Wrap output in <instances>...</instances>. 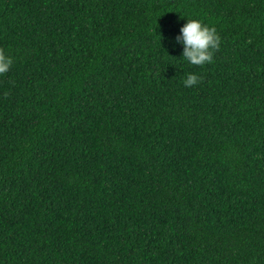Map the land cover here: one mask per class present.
Here are the masks:
<instances>
[{
  "label": "trees",
  "instance_id": "obj_1",
  "mask_svg": "<svg viewBox=\"0 0 264 264\" xmlns=\"http://www.w3.org/2000/svg\"><path fill=\"white\" fill-rule=\"evenodd\" d=\"M0 49V264H264V0H0Z\"/></svg>",
  "mask_w": 264,
  "mask_h": 264
},
{
  "label": "clouds",
  "instance_id": "obj_2",
  "mask_svg": "<svg viewBox=\"0 0 264 264\" xmlns=\"http://www.w3.org/2000/svg\"><path fill=\"white\" fill-rule=\"evenodd\" d=\"M180 14V13H179ZM185 18L180 26L175 42L182 45L180 57L191 65H204L211 62L213 51L219 47L220 36L214 26H210L200 19ZM12 64V57L0 49V74L6 73ZM200 77L194 72H186L182 79L185 87L198 83Z\"/></svg>",
  "mask_w": 264,
  "mask_h": 264
}]
</instances>
